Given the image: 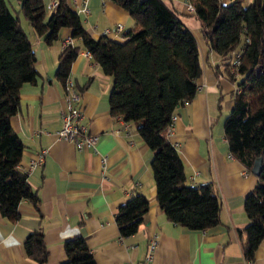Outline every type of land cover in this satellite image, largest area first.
<instances>
[{
  "label": "crops",
  "instance_id": "obj_1",
  "mask_svg": "<svg viewBox=\"0 0 264 264\" xmlns=\"http://www.w3.org/2000/svg\"><path fill=\"white\" fill-rule=\"evenodd\" d=\"M83 1L87 11L79 10ZM68 2L94 36L122 22L121 32L105 35L124 40L136 26L134 16L115 0ZM167 2L194 31L204 65L196 95L178 106L173 131H167V135L180 150L187 183L215 182L222 199L220 222L193 229L166 215L157 200L151 165L153 148L135 121L122 116L124 122L110 110L112 75L87 54L81 38L72 37L69 27H62L57 37L47 41L31 25L28 31L23 23L35 52L37 75L22 85L20 107L12 125L25 143L20 167L28 172L39 202L35 206L22 200L21 216L15 221L0 209V264H39L25 248V238L38 227L44 230L47 245V258L42 264H60L66 258L65 239L77 234L85 236L95 264H139L146 259L154 237L158 240L154 264H264V238L255 258L249 260L242 246L245 233L240 231L250 220L245 199L259 176L230 151L225 135V117L241 90L239 76H231L229 58L210 49L193 11L178 0ZM69 35L80 48L67 77L79 90L76 103L83 112L81 121L96 134L95 149L78 148L57 135L66 90L65 82L56 76V68L62 41ZM42 149H46L42 164L29 169L31 159ZM136 191L149 196L150 207L138 231L123 236L116 215L120 205Z\"/></svg>",
  "mask_w": 264,
  "mask_h": 264
},
{
  "label": "trees",
  "instance_id": "obj_2",
  "mask_svg": "<svg viewBox=\"0 0 264 264\" xmlns=\"http://www.w3.org/2000/svg\"><path fill=\"white\" fill-rule=\"evenodd\" d=\"M136 19L124 40L94 36L83 25L68 0H58L48 11L45 0H19L16 13L0 0V209L11 220L21 216L20 203L37 206L39 195L20 167L25 143L12 125L20 107L21 88L36 79L35 52L21 12L39 35L50 41L62 27L83 46L102 69L112 75L110 110L138 124L153 148L152 170L157 200L173 221L193 229L220 222L222 199L213 181L187 183L185 162L167 129L172 115L185 100H192L204 65L194 31L167 0H115ZM200 20L202 35L211 50L229 58L242 50L235 104L225 117L230 151L250 170L263 156L259 181L245 199L249 222L240 228L247 259L255 258L264 238V0H187ZM80 46L69 43L59 54L56 76L64 83ZM229 66V63H228ZM231 76L236 78L231 72ZM150 207L149 196L136 191L118 209L116 220L123 236L138 231ZM66 258L60 264H95L82 234L64 241ZM29 257L42 264L47 258L44 230L38 227L25 238Z\"/></svg>",
  "mask_w": 264,
  "mask_h": 264
},
{
  "label": "built area",
  "instance_id": "obj_3",
  "mask_svg": "<svg viewBox=\"0 0 264 264\" xmlns=\"http://www.w3.org/2000/svg\"><path fill=\"white\" fill-rule=\"evenodd\" d=\"M58 0H50L47 4V7L51 10L57 4ZM187 7L189 10L193 11L194 6L192 3L188 2ZM79 10L87 11L88 8L83 1V5L79 8ZM124 29V25L122 22H117L113 26L105 27L102 31V35L108 33L110 31L121 32ZM72 43L71 36H66L63 41V47L67 44ZM87 54H91L90 51H87ZM231 72L236 76L240 75L239 66L242 63V50H234L229 59ZM65 103L62 110V125L57 130L58 137L72 142L76 147L83 148V147H92L95 149V142H96V134L89 130L88 125L81 121V117L83 115L81 107L76 103L77 99L79 98V90L76 88L74 81L67 77L65 80ZM189 100H185L188 102ZM177 113L172 115V121L168 126L167 131L172 132L174 128L175 121L177 119ZM120 119L123 117L118 115ZM124 120V119H122ZM124 122H127L124 120ZM46 149H42L37 152L36 156L31 159L29 163V169L32 168L34 165L42 164L44 160ZM158 244L157 238H152L150 241V247L145 260L140 262L139 264H154L152 257L153 251ZM122 264H133L131 262H124Z\"/></svg>",
  "mask_w": 264,
  "mask_h": 264
},
{
  "label": "rangeland",
  "instance_id": "obj_4",
  "mask_svg": "<svg viewBox=\"0 0 264 264\" xmlns=\"http://www.w3.org/2000/svg\"><path fill=\"white\" fill-rule=\"evenodd\" d=\"M8 1H9V4H10V7H11L12 11L16 13L17 9H19L20 6H21V3L19 2V0H8ZM47 1H48V0H45V2H47ZM49 1H50V0H49ZM49 1H48V2H49ZM225 1H228V0H225ZM249 1H250V0H244V2H245L246 4L249 3ZM178 2H179V4L182 5V6H183V5H186V6H187V3H188V1H186V0H178ZM186 10H187V9H186ZM20 14H21V16H22V21H23L25 27L28 29V31H30L31 28H30V24H29L28 19L25 18V16L23 15L22 12H21ZM81 16H82V14H81Z\"/></svg>",
  "mask_w": 264,
  "mask_h": 264
},
{
  "label": "water",
  "instance_id": "obj_5",
  "mask_svg": "<svg viewBox=\"0 0 264 264\" xmlns=\"http://www.w3.org/2000/svg\"><path fill=\"white\" fill-rule=\"evenodd\" d=\"M263 167V156H258L253 164L252 171L256 174H259Z\"/></svg>",
  "mask_w": 264,
  "mask_h": 264
}]
</instances>
